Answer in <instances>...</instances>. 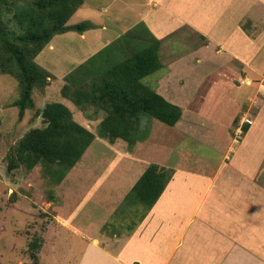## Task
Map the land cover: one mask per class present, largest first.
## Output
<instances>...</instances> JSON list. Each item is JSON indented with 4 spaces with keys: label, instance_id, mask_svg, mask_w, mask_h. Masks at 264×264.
I'll return each instance as SVG.
<instances>
[{
    "label": "crops",
    "instance_id": "crops-1",
    "mask_svg": "<svg viewBox=\"0 0 264 264\" xmlns=\"http://www.w3.org/2000/svg\"><path fill=\"white\" fill-rule=\"evenodd\" d=\"M142 5V22L163 42L149 87L182 117L167 127L154 119L133 151L107 142L118 151L103 166L88 169L83 156L50 204L54 246L66 229L80 238L77 264H264V0ZM185 27L206 40L172 41L177 53L164 42ZM186 136L200 141L191 147ZM151 164L174 170L162 196L149 211L127 206L123 216L144 211L128 232L103 231Z\"/></svg>",
    "mask_w": 264,
    "mask_h": 264
},
{
    "label": "trees",
    "instance_id": "trees-1",
    "mask_svg": "<svg viewBox=\"0 0 264 264\" xmlns=\"http://www.w3.org/2000/svg\"><path fill=\"white\" fill-rule=\"evenodd\" d=\"M86 1L0 0V73L18 82L19 98L13 106L19 108L20 118L35 106L34 90L46 89L56 78L36 62L37 57L56 36L69 31L83 35L89 28L88 23L69 25ZM201 38L206 40L204 36ZM162 43L142 23L75 67L66 76L62 96L79 107L88 119L100 120L96 132L76 121L65 104L48 103L39 114L45 127L32 129L24 136L8 155L9 169L23 165L32 171L41 164L46 176L57 186L97 137L112 144L123 140L133 151L139 141L149 136L148 132L139 136L144 130V114L175 126L182 117V108L143 82L162 68ZM173 175V169L151 164L118 212L126 210L134 199L149 211ZM51 198L58 202L55 193ZM33 258L38 259L36 254Z\"/></svg>",
    "mask_w": 264,
    "mask_h": 264
},
{
    "label": "rangeland",
    "instance_id": "rangeland-1",
    "mask_svg": "<svg viewBox=\"0 0 264 264\" xmlns=\"http://www.w3.org/2000/svg\"><path fill=\"white\" fill-rule=\"evenodd\" d=\"M144 2L145 0H87L69 21V25L72 26L88 23L90 26L84 34L69 31L58 35L37 57L36 62L56 78L46 89L34 90L35 106L27 109L23 118H20L19 108L13 106L19 98L18 82L13 77L0 73V264H77L74 260L80 256V238L73 237L63 229L60 231L62 239L58 240L57 246H54V233L49 232L54 218L50 208L51 200L53 201L52 193L56 192L53 180L46 176L41 164L32 171H28L23 165L10 170L8 155L30 130L45 127L39 114L51 102L65 104L73 112L76 121L86 126L88 124V127H85L96 132L100 120L88 119L79 107L62 96L66 76L72 73L75 67L122 37L124 32H130L141 25L142 12L145 10V6L142 5ZM106 5L110 7L109 10L104 8ZM177 34L164 42L173 46L177 53L181 47L179 44L171 43L172 41L182 38L186 46L189 42L194 46L204 42L187 27ZM119 35L120 37H117ZM163 60L164 54H162ZM156 73L143 79L145 85L150 86L155 83ZM142 119L144 130L140 131L139 136L144 135V132H150V122H154V119L146 114ZM156 123L167 127L158 120ZM192 137L186 136L184 139V142L191 147L196 146L194 144L196 141H200ZM107 142V140L97 142V145H103L99 147L93 142L88 148L85 153L88 169L92 166L105 165V161L118 151V149L113 150L110 147L112 143L107 144ZM139 143L141 141L136 145ZM113 144H119L118 147L122 148L127 142L117 140ZM54 201L57 202L56 199ZM132 201L139 204L136 202L137 199ZM127 210L129 209L118 212L103 231L125 232L127 227L132 226L138 221L139 216L144 214L142 210L137 212L131 210V213L129 211L123 216ZM33 243L37 246L33 247ZM34 254L38 257L37 261L33 258Z\"/></svg>",
    "mask_w": 264,
    "mask_h": 264
},
{
    "label": "built area",
    "instance_id": "built-area-1",
    "mask_svg": "<svg viewBox=\"0 0 264 264\" xmlns=\"http://www.w3.org/2000/svg\"><path fill=\"white\" fill-rule=\"evenodd\" d=\"M246 122H247V121H246ZM246 122H245V123H246ZM245 123H244V124H245ZM244 124H243V125H244ZM243 133H244V132H243V128H242V126H241V127L238 128V131H236V142H238L239 140H241V138H242V136H243Z\"/></svg>",
    "mask_w": 264,
    "mask_h": 264
}]
</instances>
